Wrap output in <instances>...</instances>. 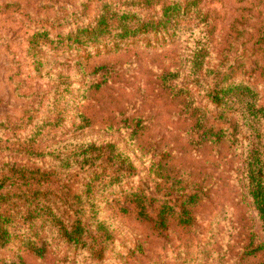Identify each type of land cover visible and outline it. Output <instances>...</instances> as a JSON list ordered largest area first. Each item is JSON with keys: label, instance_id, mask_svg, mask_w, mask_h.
<instances>
[{"label": "rangeland", "instance_id": "1", "mask_svg": "<svg viewBox=\"0 0 264 264\" xmlns=\"http://www.w3.org/2000/svg\"><path fill=\"white\" fill-rule=\"evenodd\" d=\"M144 1L0 0V209L13 233L0 264L263 263L251 254L264 232L245 160L253 125L264 156V118L248 110L264 111V0H155L157 13L188 6L176 41L69 42L106 9L144 18ZM228 85L251 89L236 92L233 111L211 100ZM210 129L227 136L201 141ZM104 142L136 171L89 206L88 219L111 233L98 255L100 247H67L49 221L72 215L87 183L79 147ZM141 211L155 221L163 214L164 230ZM32 245H44L45 256Z\"/></svg>", "mask_w": 264, "mask_h": 264}, {"label": "trees", "instance_id": "2", "mask_svg": "<svg viewBox=\"0 0 264 264\" xmlns=\"http://www.w3.org/2000/svg\"><path fill=\"white\" fill-rule=\"evenodd\" d=\"M158 4L155 0L142 2L144 6L142 10L147 13L144 18L130 10L114 11L106 9V12L96 21L97 23L88 25L81 30L78 29L77 35H74V37L69 36L68 40L77 46L94 45L105 41L113 43L131 38H146L149 41L153 36H159L166 43L176 41L182 32V22L189 15L188 6H183L177 2L169 5L164 4L157 13ZM192 64L195 81L203 88V78L200 79L199 76L204 71V55L196 53ZM244 86L228 85L222 87L220 91L212 93V103L223 111L235 110L233 108H235L234 98L237 96L236 92L244 90V92L251 94L250 87ZM248 110L256 120L259 119L258 122L263 120L264 111L262 108H257L250 103ZM252 127L253 131L246 133V137L250 141L247 145L245 171L249 193L264 232V156L261 150L260 133L257 132L259 129L255 125ZM226 136L227 133L223 129L218 132L213 129L204 130L201 141L211 139L218 142ZM79 152L77 156L78 164L76 165L84 172L87 183L83 185V189L77 195L78 200L75 203V209H69L73 214L68 218L53 214L49 222L67 247L76 250L100 247L96 249V253L101 255L109 243L111 233L106 224L97 217L93 216L88 219V212L92 213L89 206L92 205L96 196L117 183L121 177L132 176L136 171V167L129 156L114 143L83 144L79 147ZM112 168L114 169L111 172ZM2 186L0 183V188H3ZM4 214L0 209V249L6 248L13 237L11 229L6 225V221L9 225V217L4 216ZM140 215L144 220L153 221L158 231L164 230L166 217L163 214L156 221L144 211H141ZM89 221L92 222L89 223ZM24 222L31 224L33 219L28 217ZM93 223L95 224V230L92 227ZM33 246L31 248H33L34 253L39 257L45 256L46 249L44 245ZM251 254H261L263 257L262 264H264V243L255 246Z\"/></svg>", "mask_w": 264, "mask_h": 264}]
</instances>
